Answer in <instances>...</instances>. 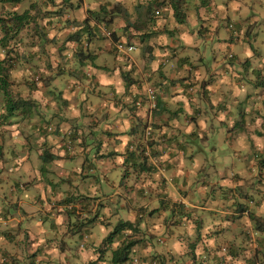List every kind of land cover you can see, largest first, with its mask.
<instances>
[{
  "label": "crops",
  "instance_id": "obj_1",
  "mask_svg": "<svg viewBox=\"0 0 264 264\" xmlns=\"http://www.w3.org/2000/svg\"><path fill=\"white\" fill-rule=\"evenodd\" d=\"M159 1L69 0L58 39L75 81L33 86L41 115L0 128V264H111L121 222L138 241L127 264H264V16L250 13L264 0H185V23L172 0L152 21ZM115 3L129 16L89 13ZM80 84L86 110L53 106Z\"/></svg>",
  "mask_w": 264,
  "mask_h": 264
},
{
  "label": "rangeland",
  "instance_id": "obj_2",
  "mask_svg": "<svg viewBox=\"0 0 264 264\" xmlns=\"http://www.w3.org/2000/svg\"><path fill=\"white\" fill-rule=\"evenodd\" d=\"M195 1L196 0H192V3H195ZM61 3L62 0H19V1H9V2H3V0H0V17L5 16L8 11L23 12L24 10L29 9L31 10L32 14L37 15V20L42 26L45 27V32H46V34H43L44 36L40 37L42 34L36 32L33 24H31L29 27L27 26L18 35L16 40H13L11 42V47L8 48V50H11L13 47L12 50L14 51L11 52V55L16 57L17 60L16 62L17 65L15 66L14 69L15 71H13V74L15 73L16 75H14L15 76L13 78L14 84L11 87L13 95L16 99L19 96L23 98H27L29 94L35 91L34 90L35 88L33 87V83L36 84V86L38 87L37 85L38 83H41V81L44 82V80L48 79L49 77H52L54 73L58 72L61 63L64 64L65 71L68 70V72L67 73L65 72L64 75H67L66 77L68 78L71 77L72 73L70 71H72L74 67L72 65L73 62L70 61L73 60L71 57L72 55L70 56V60H69L70 63L68 64L65 63L64 59L61 58L60 48L66 45L68 47L67 50H71L75 46L70 47L65 41L63 42L62 40L58 39V37L60 36L59 34L61 33V31H64V27L69 22L68 20L63 19L68 7L66 4L63 3L64 7L61 8L60 6ZM76 4L78 5V3ZM47 12H49L48 13L49 15L44 17L43 15ZM250 13L251 14L258 13L261 17L264 16V12L259 8L257 9L254 8L253 11L250 10ZM197 28H200V26H197ZM115 29L118 31L121 28L115 27ZM45 35H47V39L45 38ZM2 36L3 34L0 28V39ZM197 43H198V47L201 48L200 52L203 51V38L199 36V40L197 41ZM181 47L183 48L184 46ZM5 51L6 50L0 45V59L4 58V56L6 55ZM64 54H66L65 51ZM208 59L209 62L208 63L206 62L205 64L207 68H209L208 64L213 63L212 56L208 57ZM92 62L93 63L95 62V58ZM97 63L103 64L102 59H97ZM26 65L28 67L31 66L30 71H32V74L29 73V76H25L24 74L25 68L27 67ZM19 67L20 69H18ZM45 71L47 72V75L43 77V74L46 73ZM73 76L72 78H70L72 82L75 81V77ZM82 84L85 87L87 85V82L85 81ZM82 84H80L79 90H78V86H75V90L73 89L75 93H71L72 92L71 90L73 88L72 86L71 87H66L64 85L60 86L58 88V92L59 93L61 92L63 97H65L68 101H65L60 94L59 97L61 103H59L57 98L58 93H55L54 94L55 104L53 103V106L54 107L64 106L62 109L68 110L66 112V115H78V112L83 110L82 108L86 110V107L83 104L81 105L82 97L79 91H82L83 89ZM28 87L30 88L28 89ZM1 101L2 98L0 97V112L2 111ZM64 103L66 104V106ZM89 103L91 102L87 101V106ZM38 104L43 108L45 103L42 101H38ZM23 113L35 115L33 109L29 111H25ZM228 152H233V151L228 149ZM31 250H32L31 255L33 254V257L39 254V251H37V249L32 248ZM29 258L30 256L28 257V259Z\"/></svg>",
  "mask_w": 264,
  "mask_h": 264
},
{
  "label": "trees",
  "instance_id": "obj_3",
  "mask_svg": "<svg viewBox=\"0 0 264 264\" xmlns=\"http://www.w3.org/2000/svg\"><path fill=\"white\" fill-rule=\"evenodd\" d=\"M9 1H19V0H3V2H9ZM65 0H62L61 3V8L64 7L63 3ZM185 2V0H172L173 4V9H174V16L177 19L179 23H185L187 21V17L185 12L182 9V4ZM163 1H159L156 4V7H153L151 4L148 5L147 9L152 15V21H155L157 17H160L163 15V10L159 6L163 4ZM68 8L72 7V3L67 0ZM108 5H101L99 10L97 11H89V13L93 14L97 22H100L103 17V20L109 17V21L113 20L112 16L115 17L118 14H122L125 17L129 16L128 11L120 4V3H115L111 9H108ZM65 9V8H64ZM62 10V9H61ZM146 11V10H145ZM148 11V10H147ZM49 12L45 13L43 16H48ZM155 17V18H154ZM33 24L35 31L41 33L42 36L43 34H46L45 32V27L42 26L39 21L37 20V15L32 14L31 10L26 9L23 12L19 11H8L5 16L0 17V28L3 36L0 39V45L6 50V55L4 58L0 59V97L2 98L1 101V109L2 111L0 112V128H3L4 126L11 125L12 123V118L15 117V115H30V114H24L23 112L29 111L31 109L34 110L35 115H41V112L39 110V104L37 100L27 97L23 98L19 96L17 99L14 97L13 92L11 90V87L14 84V79H13V71L15 69V66L17 65V60L16 57L11 55V52L14 51L8 50L9 47H11V42L13 40H16L18 35L28 26ZM85 24H87V28H89V22L85 21ZM77 35H71L68 40H75ZM45 38L47 39V35H45ZM44 39V38H43ZM82 42V41H81ZM130 45V44H128ZM68 47L64 45L63 47L60 48V50H67ZM76 54V52H75ZM67 57V56H65ZM230 58H233L234 55L230 54ZM87 60H93V56L84 49V46L81 45L80 47V52H79V62L82 63ZM85 63V62H84ZM83 64V63H82ZM27 66V65H26ZM28 67V66H27ZM60 68L58 71L60 73L65 71L64 64L61 63L59 66ZM28 68H31L28 67ZM46 72V71H45ZM47 75V72L43 74V77ZM46 79V77H45ZM48 80L44 81V85L48 86ZM33 86L36 87V84L33 83ZM21 97V98H20ZM36 107V108H33ZM22 110V112H21ZM3 149L0 150V157L3 154ZM144 154V153H142ZM49 157H42L43 161L48 160H54L56 158L55 155L49 154ZM127 229H135V224L131 222H121L119 225L115 227V229L107 236V238L104 240L105 244H111L114 242L116 236H118L120 239H123V242L118 246L117 249L113 251L112 255V261L111 264H127L128 261L131 259L130 255L132 252L133 247L138 243V241H135L133 239H130V235L125 234L123 230ZM0 258L4 259V255H1Z\"/></svg>",
  "mask_w": 264,
  "mask_h": 264
},
{
  "label": "built area",
  "instance_id": "obj_4",
  "mask_svg": "<svg viewBox=\"0 0 264 264\" xmlns=\"http://www.w3.org/2000/svg\"><path fill=\"white\" fill-rule=\"evenodd\" d=\"M229 26L232 28L233 25L229 24ZM117 49L124 54H127L130 51H133L135 49L134 45H127L125 41H120L117 44Z\"/></svg>",
  "mask_w": 264,
  "mask_h": 264
}]
</instances>
